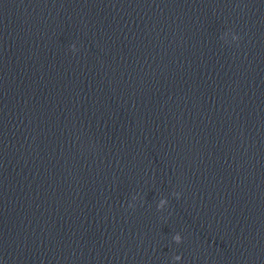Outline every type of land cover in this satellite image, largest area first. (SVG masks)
I'll return each mask as SVG.
<instances>
[{"label":"water","instance_id":"water-1","mask_svg":"<svg viewBox=\"0 0 264 264\" xmlns=\"http://www.w3.org/2000/svg\"><path fill=\"white\" fill-rule=\"evenodd\" d=\"M0 264H264V0H3Z\"/></svg>","mask_w":264,"mask_h":264},{"label":"clouds","instance_id":"clouds-1","mask_svg":"<svg viewBox=\"0 0 264 264\" xmlns=\"http://www.w3.org/2000/svg\"><path fill=\"white\" fill-rule=\"evenodd\" d=\"M238 39V37H237ZM73 52L77 51L75 45H72L71 46ZM174 196H176L177 198H179L180 196V193H173ZM133 199H135V197H133ZM168 201L167 199H161L159 204L157 205V208H162L165 204H167ZM173 241L177 244L181 243L182 242V237L179 233L175 234L173 237H172ZM174 261H180L181 260V256L180 255H176L173 257Z\"/></svg>","mask_w":264,"mask_h":264}]
</instances>
